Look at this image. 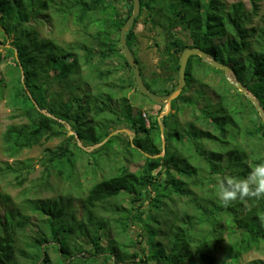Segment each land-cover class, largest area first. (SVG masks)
Wrapping results in <instances>:
<instances>
[{"label": "trees", "instance_id": "trees-1", "mask_svg": "<svg viewBox=\"0 0 264 264\" xmlns=\"http://www.w3.org/2000/svg\"><path fill=\"white\" fill-rule=\"evenodd\" d=\"M120 2L127 5L123 18L116 0H0V27L13 38L0 47V57L12 59L8 76L0 75V95L13 116L25 119L0 134V152L15 159L0 160V173L23 185L35 160L18 159L21 152L64 137L67 122L74 133L45 149L41 180L47 184L55 175L81 186L83 161L95 179L79 205L68 192L35 201V179L19 202L0 186V264H223L227 259L222 263L218 252L238 260L264 245V199L225 207L217 197L218 177L243 178L250 166L264 162L258 110L223 70L191 55L186 87L161 118L163 128L157 115L133 113L128 86L155 102L139 91L125 58L120 31L133 0ZM248 2L249 7L243 0H140L126 39L136 56L139 22L150 33L166 35L161 94L178 85L182 51L198 46L228 64L264 109V0ZM55 17L60 24L72 17L83 38L64 44L42 38L36 24ZM114 58L124 60L132 78L116 80L117 68L107 67ZM200 73L221 78L211 86ZM156 104L159 114L165 105ZM181 115L190 119L182 124ZM97 118L109 129L86 145L103 142L88 151L77 138ZM123 127L134 137L125 131L110 135ZM130 160L142 163L133 170ZM28 209L39 214L38 229Z\"/></svg>", "mask_w": 264, "mask_h": 264}, {"label": "rangeland", "instance_id": "rangeland-1", "mask_svg": "<svg viewBox=\"0 0 264 264\" xmlns=\"http://www.w3.org/2000/svg\"><path fill=\"white\" fill-rule=\"evenodd\" d=\"M235 1V0H232ZM249 7L248 0H243ZM116 4L119 7L120 16L123 18L124 15L127 13V5L123 2H120V0H116ZM51 10V9H50ZM37 28L41 32L42 38H53L54 40H57L61 44H64L66 42H71L74 40L82 39L83 36L78 31L77 25L73 22L72 17H69L67 22L65 24H60L59 20L55 17L52 22H46L44 24H36ZM136 31L141 33L138 38V43H136L135 51L136 56L140 60V64L142 66L143 70V78L144 81H146L153 91H156V93L161 94L162 88L165 87V84L163 83L164 79L162 77H166L167 72L166 69H163L160 67V62L162 59V53L163 47H164V40L166 39V35L163 34V32L158 31L154 33H150L146 31L144 25L139 22L136 26ZM143 33V34H142ZM117 37V35H115ZM12 36L10 37L5 31L0 27V47H6L10 45V42L12 41ZM157 43H160L159 45ZM1 51V49H0ZM9 63L12 64V59L6 61L3 60L0 57V75L2 76H8L7 73V67ZM124 60L122 58H114L112 60L107 61V67L109 68H117V72L115 75L116 80L119 79H130L132 78L130 68H127L126 66L123 67ZM231 75L235 77L234 73L232 72ZM198 78L203 79V81H206L210 83L211 86H214L219 82L218 80L221 78L219 75H216L214 73L209 74L208 76H203V73L197 74ZM170 85V84H169ZM167 85V86H169ZM97 85H94L92 88L95 89ZM186 87V85H185ZM200 87V84L193 85L191 87H188L186 91V95H193L195 93V90ZM59 88V87H58ZM61 88V87H60ZM92 89V90H93ZM93 92V91H92ZM126 94L128 96V99L130 100L133 108V113L140 111H145L146 114L151 115H157V118L160 120L161 126L163 128V124L161 121V118L166 115L168 112H170L171 107L168 105H165L164 110L158 114V105L155 103L150 102L148 99L144 98L138 92L134 89V87H127L126 88ZM168 111L166 114H162L163 112ZM46 112V111H45ZM13 109L8 106L7 100L4 96L0 95V134L3 135L5 133V129L10 124H20L24 123L25 119L23 117H15ZM132 120V118L130 117ZM190 119V116L188 115H181L179 117V121L184 124L186 121ZM100 118H97L94 123L96 124H90V125H84L81 127V134L83 135L82 138H77L78 145L82 148H85L88 151H91L92 149L100 146L102 143L96 145H89L93 142V140L98 137L100 134H102L105 130L109 129V126L102 121ZM149 123V121H147ZM67 126V134L64 137H58L51 140H45L40 145H36L35 147L31 149H25L21 152L18 159L24 160L28 158H32L35 161V170L32 171V173L29 176V179L23 184L19 185L17 180L13 178L12 175L5 176L4 174L0 173V186L4 191L9 192L13 198L16 201H21L23 197V191L28 189L32 184V179H35V201L38 199H41L43 201H46L47 199H56L61 194H64L65 192H68L72 198H76V203L79 205L81 203V199L86 194V188L87 186L91 185L95 179L92 176V173L88 172L86 162L83 161L80 164L79 169V176L78 180L81 182V186H77L76 184L71 185L67 181H63L59 179V177L52 175L48 178V183L44 184L43 180H41V177L44 173V167L41 164V157L44 154V151L46 148H55L65 137H68L69 135L73 134L74 131L71 129V126L69 123L66 122ZM119 131H125L128 132L130 135V138L134 137V133L127 127H123L119 130H116L112 132V134L119 132ZM105 142V141H104ZM113 152V151H112ZM103 155L100 156V154L97 156L98 161H103L109 158V155ZM0 160L1 161H8L9 163H14L13 158H8L6 155L2 154L0 152ZM128 162V161H127ZM139 163H142V161L138 163H133L131 160L129 162V165L133 170H136ZM32 193V191H31ZM126 199H129L126 198ZM124 200V199H123ZM124 204L129 203V200H124ZM29 212H31L30 209H28ZM33 220L35 221V229H38V224L40 223L39 214L37 212L32 213ZM51 255L53 258L56 257V252L54 250H51ZM219 259L222 261L223 264H250L252 261L258 260L264 263V245H261V248L259 249H253L249 251L248 253L243 254L238 260H235L231 256H228L225 252H218L216 254ZM109 264H113V262H109Z\"/></svg>", "mask_w": 264, "mask_h": 264}, {"label": "water", "instance_id": "water-1", "mask_svg": "<svg viewBox=\"0 0 264 264\" xmlns=\"http://www.w3.org/2000/svg\"><path fill=\"white\" fill-rule=\"evenodd\" d=\"M141 11V3L140 0H133V12L129 16V18L125 21L124 25L121 28L120 31V43L123 48L125 58L130 65L133 74L134 79L136 81V84L138 86L139 91L148 96L150 100L158 104H164L171 107L172 100L176 97H178L185 85H186V68L188 64V60L191 55H199L203 61L210 64L211 66L221 69L224 71L225 77L230 80V83H232L236 88H238L240 91H242L248 99L254 104L255 108L258 110L260 117L262 118V121L264 122V109L262 105L256 100V98L248 91L247 87L239 80H237L235 77L231 75L233 72L232 68L221 61H218L215 57H212L207 53L204 49L198 46H189L182 51L180 56V67H179V82L178 85L168 94H158L148 89L143 75L140 68V63L136 59V56L132 52L131 47L129 46L127 39H126V33L129 30V28L134 24L136 18L139 16ZM45 112V111H44ZM168 111L163 112L162 114H166ZM112 135V133L110 134Z\"/></svg>", "mask_w": 264, "mask_h": 264}, {"label": "clouds", "instance_id": "clouds-1", "mask_svg": "<svg viewBox=\"0 0 264 264\" xmlns=\"http://www.w3.org/2000/svg\"><path fill=\"white\" fill-rule=\"evenodd\" d=\"M217 186V197L225 207L237 200L264 199V162L250 166V170L243 178L230 175L218 177Z\"/></svg>", "mask_w": 264, "mask_h": 264}]
</instances>
